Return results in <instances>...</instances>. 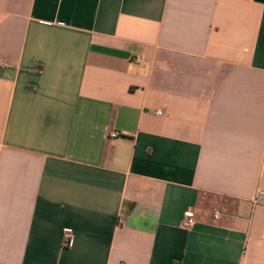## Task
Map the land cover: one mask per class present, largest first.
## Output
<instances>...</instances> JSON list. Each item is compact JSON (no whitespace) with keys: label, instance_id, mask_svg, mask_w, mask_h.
<instances>
[{"label":"crops","instance_id":"crops-1","mask_svg":"<svg viewBox=\"0 0 264 264\" xmlns=\"http://www.w3.org/2000/svg\"><path fill=\"white\" fill-rule=\"evenodd\" d=\"M0 60V264H264V0H0Z\"/></svg>","mask_w":264,"mask_h":264},{"label":"built area","instance_id":"built-area-1","mask_svg":"<svg viewBox=\"0 0 264 264\" xmlns=\"http://www.w3.org/2000/svg\"><path fill=\"white\" fill-rule=\"evenodd\" d=\"M0 67H6V62L4 60H0ZM158 114H162V112H158ZM113 138H118L119 134L118 133H113L112 134ZM256 203H264V192L259 191L256 199H255ZM186 218H187V226L191 227L194 224L195 221V213L193 211H188L186 213ZM216 218H219V214L216 215ZM70 232H67V236H66V240L69 241L70 239Z\"/></svg>","mask_w":264,"mask_h":264}]
</instances>
